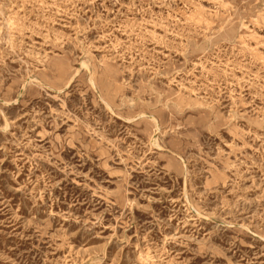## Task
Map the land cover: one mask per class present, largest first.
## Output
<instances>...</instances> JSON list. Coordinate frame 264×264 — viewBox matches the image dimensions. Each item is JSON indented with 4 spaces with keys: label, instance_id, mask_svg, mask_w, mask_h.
Returning <instances> with one entry per match:
<instances>
[{
    "label": "rangeland",
    "instance_id": "1",
    "mask_svg": "<svg viewBox=\"0 0 264 264\" xmlns=\"http://www.w3.org/2000/svg\"><path fill=\"white\" fill-rule=\"evenodd\" d=\"M0 264H264V0H0Z\"/></svg>",
    "mask_w": 264,
    "mask_h": 264
},
{
    "label": "bare ground",
    "instance_id": "2",
    "mask_svg": "<svg viewBox=\"0 0 264 264\" xmlns=\"http://www.w3.org/2000/svg\"><path fill=\"white\" fill-rule=\"evenodd\" d=\"M41 84V83H40ZM151 144H153V143H151Z\"/></svg>",
    "mask_w": 264,
    "mask_h": 264
}]
</instances>
